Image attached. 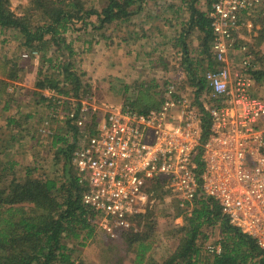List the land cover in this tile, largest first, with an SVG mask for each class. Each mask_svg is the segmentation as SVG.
Segmentation results:
<instances>
[{
	"label": "trees",
	"instance_id": "16d2710c",
	"mask_svg": "<svg viewBox=\"0 0 264 264\" xmlns=\"http://www.w3.org/2000/svg\"><path fill=\"white\" fill-rule=\"evenodd\" d=\"M179 1L185 4L189 16L173 40L175 52L181 53L178 74L185 75L184 83L196 85L200 92L205 85L200 74L215 63L210 53L213 31L207 13L212 0H207L206 10L196 6L198 0ZM140 2L143 0H104L103 5L96 7L89 5V0H29L21 13L16 14L11 9L10 0H0V33L14 30L18 42L13 56L0 55V115L9 111L16 101L8 90L15 82L32 85L35 89L23 88H27L35 102L46 101L40 93L46 87L66 96L87 92V85L82 80L85 72L77 69L76 53L65 33L88 26L102 36H105L104 30L110 31L113 25L120 30L119 27L130 21L132 7ZM166 7L172 9L176 6L169 3ZM256 14L258 33L263 38L264 0ZM194 32H197V45L192 49L188 38ZM4 41L6 39L0 43ZM34 50L39 53L36 66L32 58ZM24 53L25 56L22 55ZM257 58L261 60L259 56ZM256 59L253 56L255 62ZM254 73L256 80H260L263 72L257 69ZM152 86L156 88L158 84ZM154 88H147L146 95L136 94L130 101H125L140 112L157 108L161 93L156 98L153 93L158 89ZM95 119L94 115L90 123L80 128L73 119L66 118L58 128L53 127L52 134L46 136L50 137L52 151L49 166L44 167L33 160L22 165V171H16L14 168L20 164L2 155L7 142L16 139L9 128L20 130L24 120L5 116L6 128L0 126V264H74V247L69 243L78 241L84 245L95 233L98 213L82 202L84 186L71 163L82 131L92 132ZM23 123V126L27 125ZM202 126L204 140L209 126L206 116ZM24 130L27 131L26 128ZM31 136V139L35 137ZM200 150L198 148L195 155L199 166ZM56 165L57 170L53 169ZM159 183L156 180L154 187L149 189L153 194L154 190L156 193L159 191ZM176 199L173 216H180L181 222L170 230L176 243L164 255L155 256L154 240L148 234L156 218L164 213L146 208L133 216L135 224L118 232L116 237L121 240L125 252L133 254L131 264H264V250L250 236L232 226L215 201L198 197L185 208ZM215 225L219 229L221 250L206 255L201 261L202 242L207 237L205 230Z\"/></svg>",
	"mask_w": 264,
	"mask_h": 264
},
{
	"label": "built area",
	"instance_id": "2783aa9c",
	"mask_svg": "<svg viewBox=\"0 0 264 264\" xmlns=\"http://www.w3.org/2000/svg\"><path fill=\"white\" fill-rule=\"evenodd\" d=\"M262 1H211L215 63L200 74L205 82L200 92L178 74L166 82L157 108L140 112L127 103H109L93 131H82L71 163L84 186L82 202L97 211L98 226L109 237L132 225L149 202L150 183L161 177L183 207L198 197L212 199L232 226L264 250V96L256 91V62L242 32L252 29L251 15ZM32 58L37 64L36 50ZM41 91L46 112L37 132L43 136L52 134L56 121L71 118L84 128L94 116L87 92ZM204 116L209 126L203 140ZM204 248L216 254L221 243Z\"/></svg>",
	"mask_w": 264,
	"mask_h": 264
},
{
	"label": "rangeland",
	"instance_id": "374dc122",
	"mask_svg": "<svg viewBox=\"0 0 264 264\" xmlns=\"http://www.w3.org/2000/svg\"><path fill=\"white\" fill-rule=\"evenodd\" d=\"M29 0H10V6L14 13L20 14L22 9L28 5ZM179 0H143L132 7L133 15L130 21L122 25L120 30H116V35L121 33V37H114L115 27L111 26L112 29L104 30L105 36L100 33L94 32L90 26L86 28L79 27L78 30H70L65 33L66 39L71 41L72 46L75 50V63L79 71L85 72L82 76L84 85H87V93L90 96L89 104L91 113L97 118L104 115L105 105L109 103H127L125 101L126 97L135 96L136 94L146 95L145 90L147 88H154L152 85L158 84L155 89L158 91L155 97L158 98L161 89H163L166 83L163 81H169L175 79L178 76L179 69V58L176 55L175 48L172 44L173 35L176 30L172 22L165 23L166 37L168 40L165 41L164 47L157 45V32L161 26H163V18L160 15L161 10L168 6L169 3H174L178 8L177 3ZM104 0H89V5H94L99 7L103 5ZM206 0L199 1V6H204ZM174 7L168 14H171L173 18L179 17L181 11H178ZM145 14L147 18L146 24L148 25L147 30L149 34L140 41L134 39V33L137 31H130V29L135 30L142 28L143 31L146 30L143 26V22L140 21V13ZM150 12L151 14L147 13ZM176 12V13H175ZM147 15V16H146ZM252 21L254 25L252 29L243 30V35H247V41L250 43V51L253 53L256 59V69H260L263 74L260 80L256 81V91L264 96V37L260 38L258 29L259 24L257 21V14L253 12ZM172 23V24H171ZM80 23H77L79 26ZM123 28V29H122ZM126 28V29H124ZM127 30V34H125ZM161 30V29H159ZM132 32V34H131ZM138 33V32H137ZM160 35V33H159ZM16 32L14 30L6 31V33H0V41L6 39V42L0 43V55L13 56L17 50V40ZM130 39V40H127ZM125 39L128 42H125ZM121 40V41H118ZM124 43V44H121ZM195 43V40L194 42ZM195 45V44H194ZM195 46H192V49ZM158 48V49H157ZM114 49H119V55L129 56L127 58V65H123L121 62L116 66L117 73L120 77L111 75L108 72L109 69H114L115 65L110 58H112ZM136 51L145 56H138ZM192 53V52H191ZM256 55V57H255ZM134 56H136L134 58ZM132 61V62H131ZM112 62V63H111ZM113 64V65H112ZM113 66V68H112ZM128 69V70H127ZM135 70V74L134 71ZM121 73V74H120ZM16 84H11L9 87V92H12L16 101L12 104L9 111L0 115V126L5 125V116H15L21 113L17 119L24 120L23 117L27 118L23 121L27 125L22 126L20 130L9 129L15 135L16 139L7 142L8 146L5 154L2 156L4 158H11L20 164V167L14 168L16 171H22V165L28 164L33 160H36L39 165L44 167L49 166V162L52 160L51 148H50V137L39 136L37 133V125L40 119L44 116L46 112L45 106H41L33 102L34 98L31 96L30 92H27L26 85H19L20 82H15ZM128 87V88H127ZM31 87L29 86L28 89ZM160 89V90H159ZM154 90H151L154 92ZM31 99V101H30ZM152 102V99H150ZM63 124V121L54 122V127L57 128ZM6 128V127H4ZM21 128H23L21 130ZM27 129L24 130V129ZM56 128V129H57ZM29 129V131H28ZM6 132V129H2V132ZM31 135L35 137L33 139ZM4 136V135H3ZM21 136V137H20ZM81 139L79 140V142ZM53 169H58V166H54ZM160 182L158 184L159 191L154 190L149 198V202L146 207H142L140 211H144L146 208H153L158 213H164V215L158 216L156 218V223L149 235L154 240V254L156 257L164 255L169 251L172 246L176 243V238L171 235L170 230L180 224L181 217H174L173 215V204L177 202L176 193L166 182L165 178H155L153 182L150 183V187L153 188L155 181ZM153 186V187H152ZM132 224L134 220H132ZM142 229L141 227H138ZM145 229L146 226H143ZM207 237L203 239L201 249L200 259L204 261V257L210 253L206 250L205 244H213L215 240H219L220 234L217 225L210 227L205 230ZM69 246L74 247L73 260L74 264H131L133 254L131 252H125L123 244L118 237L109 238L102 229L97 226V229L91 238L85 241L84 245L79 244L78 241L69 243Z\"/></svg>",
	"mask_w": 264,
	"mask_h": 264
},
{
	"label": "crops",
	"instance_id": "0c3cea01",
	"mask_svg": "<svg viewBox=\"0 0 264 264\" xmlns=\"http://www.w3.org/2000/svg\"><path fill=\"white\" fill-rule=\"evenodd\" d=\"M177 1V0H176ZM199 1H201V0H198V2L196 3V6L199 8V9H201V10H206L207 9V0H206V3L204 4V6L202 5V6H199ZM177 6H178V11H181V15L179 16V17H175V18H173L174 17V15H173V17H172V15L171 14H168V12H170V10H172V9H169V8H167V7H164L162 10H161V12H160V15H162V18H163V26H161V28H159V29H161V30H159L158 29V31L159 32H157V45H160V46H162V48L164 47V44L163 43H165V41L166 40H168V37H166L165 35H166V30L164 29L165 28V23H168L169 21L170 22H172L173 24H174V26H175V28H176V30H175V32H174V35H173V40H174V37H176L178 34H179V32H180V30H181V26H182V22L184 21V20H186L187 18H188V16H189V12L187 11V9H186V6H185V4L184 3H181L180 1L177 3ZM176 13V12H175ZM148 14H151L150 12H148L147 13V15ZM139 16H140V21H142L143 22V26H144V28H146V30L145 31H143L142 30V28H140V31H138V29H135V30H132V29H130V31H137V32H135L133 35V37H134V39H136V41H140V40H142L143 38H145L147 35L146 34H149V31L147 30V28H148V25L146 24V22H147V18L145 17V14H143L142 12L140 13V14H138ZM146 15V16H147ZM171 23V24H172ZM123 29V28H122ZM124 29H126V28H124ZM159 33H160V35H159ZM117 33H116V29H115V33H114V37H116V36H119V37H121L122 35H121V33H119V35H116ZM125 34H127V30H125ZM131 34H132V32H131ZM247 36V35H246ZM127 40H130V39H128L127 38ZM126 39H125V42H128ZM188 40H190L191 41V45L192 46H196L197 45V32H194V33H192V35L188 38ZM194 40H195V43H193L194 42ZM118 41H121V40H118ZM121 44H124V43H121ZM172 44H173V41H172ZM195 44V45H194ZM158 49V48H157ZM118 50L119 49H114L113 50V52H114V54H113V56H112V58H110V61H112L114 64H116L115 65V67H114V69H109L108 70V72H110L111 73V75H113V76H116V77H120V75H118V73H117V69H116V66L118 65V63L119 62H121L123 65H127V62H128V60H127V58H129V56H126V55H119L118 54ZM136 54L138 55V56H145L144 54H142V53H140V51H136ZM176 55L178 56V58L180 59L181 57V53H179V52H176ZM136 56H134V58H135ZM111 62V63H112ZM132 62V61H131ZM35 66L37 65V64H34ZM113 65V64H112ZM112 68H113V66H112ZM128 70V69H127ZM132 72H134V74H135V70L134 71H132ZM121 74V73H120ZM24 83H19V85L21 86V85H23ZM29 86L32 88V89H35L32 85H30L29 84ZM28 85H26V87H29ZM128 88V87H127ZM38 90V89H37ZM39 91V90H38ZM40 93H42V91H40ZM134 96H131V98L130 97H126L125 98V100H131L132 98H133ZM45 100V99H44ZM30 101H31V99H30ZM33 102H35V100H33ZM36 104H38V105H41V106H45V102H35ZM45 108V107H44ZM20 114L21 113H18V114H16L15 115V117H19L20 116Z\"/></svg>",
	"mask_w": 264,
	"mask_h": 264
}]
</instances>
